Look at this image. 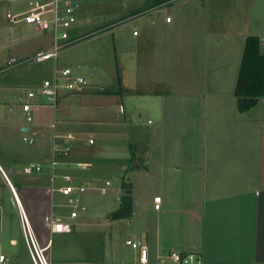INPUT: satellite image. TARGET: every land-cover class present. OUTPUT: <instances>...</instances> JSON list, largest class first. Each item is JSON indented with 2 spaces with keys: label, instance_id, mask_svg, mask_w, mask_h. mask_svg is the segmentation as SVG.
Instances as JSON below:
<instances>
[{
  "label": "crops",
  "instance_id": "obj_1",
  "mask_svg": "<svg viewBox=\"0 0 264 264\" xmlns=\"http://www.w3.org/2000/svg\"><path fill=\"white\" fill-rule=\"evenodd\" d=\"M220 2L223 3V0ZM255 6L247 8L245 14L239 16L234 29H225L218 19H214L215 24L210 28L204 26L203 7L196 5L201 15L200 20L195 22L194 33L201 37L194 42L181 38L184 44L178 54L170 52V48L175 49L177 31L182 35L184 27L178 21L172 24V17L164 15L169 7L130 17L138 18L135 22L142 20L132 29L131 42L135 44V51L138 50L139 54V49L146 47L148 56L154 57L155 70L158 68L160 73L155 71L154 79L149 76L147 81L153 82L152 86H144L147 88L143 90L127 85L122 78L120 87L124 89L108 91L123 99V94L133 97L140 92L148 95L156 93L149 87H177L169 73L178 65L174 61L172 63V59L180 61L184 79L181 78L179 84L186 87L181 89L175 101L183 105H173L180 109L182 117L179 131L168 132L163 125L148 134L136 129L133 142L122 158L137 156L131 163L136 169L132 189L137 192L131 198L132 216L111 217V213L120 208L124 196L129 195L124 193L119 195L117 206L105 213L106 226L121 227L125 223L131 227L134 239L148 246L149 264H157V256L171 250L196 252L207 264H264V97L250 110L241 112L235 96L246 38L249 35L264 37V10L258 18L259 24L253 25ZM143 7L145 4L142 3L137 11ZM147 13L149 20L144 18ZM241 18L245 19L243 23ZM82 30L84 33L87 31ZM205 32L207 38L203 37ZM170 36L171 46L165 52ZM261 51L264 53L263 39ZM138 58L142 59L140 54ZM225 81L234 87L233 93L227 94L221 89L226 86ZM0 90V255H5L9 264L31 263L14 188L43 244L51 239L52 249L53 235H75L74 241L64 250H59L54 264H121L116 262L118 258L115 257V229L105 234L102 241L103 260L90 261L85 259V253L88 249L93 250V243L82 242L78 235L82 232L79 227L85 224L78 218L86 216L87 212L72 219L70 214L58 210L60 199H66L74 209L72 198L83 194H62L59 188L67 184L63 175H70L73 185L85 188V181L97 177V173L90 175L95 163L80 151L73 153L71 149L69 156L59 158L55 167L50 163L55 144L71 143L74 139L68 137L78 136L80 131L65 126L61 127V132L57 131L56 124L44 117L32 124L27 123L11 114L14 104L5 100V88L0 87ZM88 91L85 85L82 91L72 92L77 94L70 95L69 102L72 100L81 104L86 96L91 95H87ZM126 113V108L120 104V114ZM122 115L119 120H124ZM26 136L34 138V142H26ZM29 163L41 164L42 171L24 173V166ZM73 164L83 173L71 169ZM128 167L123 166L124 169ZM53 174H56L54 181L51 180ZM124 184L123 190L131 188L127 181ZM102 188L106 189L105 186L97 189L105 193ZM157 196L161 197L158 209L155 207ZM58 219L72 223L73 230L52 233L49 223ZM134 260L129 264H139L138 252Z\"/></svg>",
  "mask_w": 264,
  "mask_h": 264
},
{
  "label": "rangeland",
  "instance_id": "obj_2",
  "mask_svg": "<svg viewBox=\"0 0 264 264\" xmlns=\"http://www.w3.org/2000/svg\"><path fill=\"white\" fill-rule=\"evenodd\" d=\"M80 1L84 7L81 14V28L87 31L82 39L60 52L58 64L79 67L78 73L85 78L86 88L89 89L87 95L91 94L83 97L85 99L84 102L82 101L83 104L75 103L72 100L69 102L68 97L71 98L70 95L77 93H68L60 100L56 110L45 98L41 97L38 102L43 105L33 108V121L28 122L26 115L23 114L20 95L29 90L38 91L43 80L53 76L56 64L53 59L41 63L31 61L38 51L45 49L50 44L51 37L49 34L36 32L34 27L25 23L14 25L13 32H10L6 17L9 3L4 1L0 2V87L6 90L5 100L14 104L12 115L23 118L30 124L36 122L38 118L44 117L52 124H56V130L60 132L63 126L70 130H76V132L80 131L78 136L70 137V139H74L71 143L70 141L66 143L69 144L73 153L80 151L82 154L88 155V158L95 163L90 175L97 173L95 180L89 178L88 181H85L84 186L87 190L79 195L81 204L87 206V215H80L78 218L85 222L83 226L79 227L82 232L78 235L81 241H92L93 243L91 247L93 250L86 251L85 259L102 261V241L105 239V234L115 229L113 234L114 237L117 236L115 257L118 258V261L116 262L129 264L135 261L134 257L137 253L134 248L126 244L127 239L135 240L134 234L130 230L131 227L125 223L121 227L106 226L105 213L109 208L117 206L121 193L126 194V190H123L126 181L131 187L129 190L133 191L132 183L136 169L130 159L122 158L129 150L130 143L133 142L136 129L140 130L142 134H148L163 125L168 132L179 131L182 117L180 109L173 105L182 104L180 101H175H177L181 89L186 88L180 87L179 84V80L184 79V69L179 67L178 59H172V63L174 61L178 65H176V70L171 68L169 73L172 74L173 82L177 84V87H149L156 93L148 95L140 92L133 97L123 94V99L122 96L109 92L108 90L111 89H124L120 87L122 78L125 79L127 85L143 90L147 88L144 86H152L153 82L147 81L149 76L154 79L155 74L160 73V71L157 72L158 68L155 70L154 57L148 56L146 47L139 49L142 58L139 59L138 50L135 51V44L131 42L133 26L138 25L137 23L142 20L135 22L138 18L130 17L134 16L137 8H140L142 3L146 4L148 0ZM220 1L179 0L171 8L169 6L164 15L169 14L172 17V24L178 21L184 27L182 35L177 31L175 49L171 47L170 52L178 54L185 38L191 39V42L200 39L201 36L194 33L195 22L200 20L201 15L199 10H196V5L203 7L201 9L204 26L210 28L218 19L225 29H234L238 25L239 16L244 15L247 8L256 4L253 25L259 24L258 18L264 10V0H257V2L254 0H225V2L223 0V3ZM10 5L14 12L22 11L27 8V0H14ZM144 18L149 20V13ZM244 20L241 18L242 23ZM107 26L110 27L106 28ZM203 37H208L206 32ZM181 38L183 41H180ZM171 39L172 36L167 39L168 44L165 52H168L169 45L171 46ZM11 58H15L17 61L9 64ZM166 62L168 65V59ZM139 84L140 87H136ZM227 84L226 82V86L221 89H224L227 94L231 91L233 93L234 87ZM104 87L107 90H103ZM192 93L189 92V94ZM68 102L69 106H67ZM120 104L126 108V115L120 114ZM121 115L124 120H119ZM125 138L130 139L124 140ZM90 139L94 140L93 144L89 143ZM126 165L129 167L124 169L123 166ZM70 168L80 171V168L74 164ZM108 182L109 185H107ZM101 186L106 187L105 193L97 189ZM136 193L133 191L129 195L133 198ZM134 202L136 203V199ZM58 203L61 204L58 206V210L64 214L69 215L74 210L66 202V199H60ZM74 238V234L52 236L54 247L49 250L52 262L56 260L59 250H64V247L69 245L72 240L74 241Z\"/></svg>",
  "mask_w": 264,
  "mask_h": 264
},
{
  "label": "built area",
  "instance_id": "obj_3",
  "mask_svg": "<svg viewBox=\"0 0 264 264\" xmlns=\"http://www.w3.org/2000/svg\"><path fill=\"white\" fill-rule=\"evenodd\" d=\"M2 1L9 3L6 9V17L10 32H13L14 25L25 23L34 27L36 32L49 34L51 37L50 46L45 50L38 51L31 61L41 63L53 59L56 63L53 76L43 80L38 91L29 90L21 95L23 112L27 120L32 122L34 106L42 104L38 102L39 98H45L50 105L57 108L60 99L65 93L78 92L85 88L86 80L78 73L79 67L61 66L57 62L62 50L76 43L85 35L81 28L82 3L80 0H27V8L25 10L14 12V9L10 5L14 0ZM16 61L17 59L12 58L11 63ZM121 111H124L123 107H121ZM24 140L28 143L34 142V138L29 136H26ZM93 142L94 140L90 139V143ZM70 151L71 147L68 143L55 144L50 161L52 167H55L59 163V158L69 156ZM79 165L83 167L87 166L85 163H79ZM42 169L41 164L29 163L24 166L23 170L26 174H33L41 172ZM55 178L56 174H53L51 180L54 181ZM63 179L67 184L59 188L62 194L71 196L75 192L79 194L85 192V187L73 185V179L70 175H63ZM105 190V188H102L103 192ZM13 192L20 206L23 236L30 254V264H54L49 257L52 240L49 239L46 244H43L28 213L20 203L14 188ZM72 202L74 203V210L70 214L72 219L77 218L80 213L87 212V206L81 204L79 196L73 197ZM160 204L161 197H155V207L157 209L160 208ZM49 224L52 233H63L73 230V224L63 219L51 221ZM126 244L138 252L139 264L150 263V252L147 245L133 239H127ZM156 263L207 264L201 255L196 252H182L178 250H171L158 255ZM0 264H9L5 255H0Z\"/></svg>",
  "mask_w": 264,
  "mask_h": 264
},
{
  "label": "trees",
  "instance_id": "obj_4",
  "mask_svg": "<svg viewBox=\"0 0 264 264\" xmlns=\"http://www.w3.org/2000/svg\"><path fill=\"white\" fill-rule=\"evenodd\" d=\"M177 0H148L145 7L136 11L141 12L172 6ZM237 105L241 112H245L257 105L260 98L264 97V53L261 51V38L249 35L246 38L242 55L241 66L235 86ZM130 159L134 163V154ZM133 202L130 195H125L120 208L111 213V217L127 218L132 216Z\"/></svg>",
  "mask_w": 264,
  "mask_h": 264
},
{
  "label": "water",
  "instance_id": "obj_5",
  "mask_svg": "<svg viewBox=\"0 0 264 264\" xmlns=\"http://www.w3.org/2000/svg\"><path fill=\"white\" fill-rule=\"evenodd\" d=\"M262 39L264 40V37H262ZM132 193V190H126V194H131Z\"/></svg>",
  "mask_w": 264,
  "mask_h": 264
}]
</instances>
